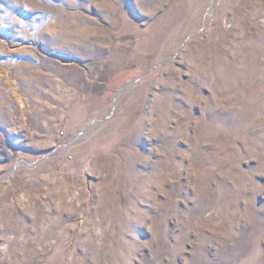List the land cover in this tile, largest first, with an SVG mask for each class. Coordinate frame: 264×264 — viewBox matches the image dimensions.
<instances>
[{
  "label": "rangeland",
  "instance_id": "rangeland-1",
  "mask_svg": "<svg viewBox=\"0 0 264 264\" xmlns=\"http://www.w3.org/2000/svg\"><path fill=\"white\" fill-rule=\"evenodd\" d=\"M0 264H264V0H0Z\"/></svg>",
  "mask_w": 264,
  "mask_h": 264
},
{
  "label": "water",
  "instance_id": "water-1",
  "mask_svg": "<svg viewBox=\"0 0 264 264\" xmlns=\"http://www.w3.org/2000/svg\"><path fill=\"white\" fill-rule=\"evenodd\" d=\"M159 65H160V64H159ZM159 65H157V67H158Z\"/></svg>",
  "mask_w": 264,
  "mask_h": 264
}]
</instances>
